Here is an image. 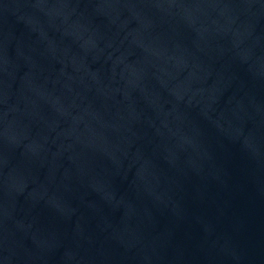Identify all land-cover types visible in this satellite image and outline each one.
<instances>
[{"label":"water","instance_id":"obj_1","mask_svg":"<svg viewBox=\"0 0 264 264\" xmlns=\"http://www.w3.org/2000/svg\"><path fill=\"white\" fill-rule=\"evenodd\" d=\"M0 264H264V0H0Z\"/></svg>","mask_w":264,"mask_h":264}]
</instances>
